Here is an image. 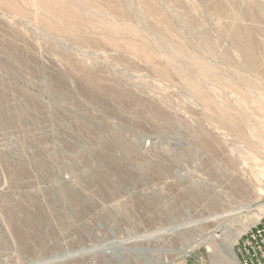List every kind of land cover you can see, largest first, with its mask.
<instances>
[{
  "label": "rangeland",
  "instance_id": "obj_1",
  "mask_svg": "<svg viewBox=\"0 0 264 264\" xmlns=\"http://www.w3.org/2000/svg\"><path fill=\"white\" fill-rule=\"evenodd\" d=\"M263 218L264 0H0V264H240Z\"/></svg>",
  "mask_w": 264,
  "mask_h": 264
},
{
  "label": "built area",
  "instance_id": "obj_2",
  "mask_svg": "<svg viewBox=\"0 0 264 264\" xmlns=\"http://www.w3.org/2000/svg\"><path fill=\"white\" fill-rule=\"evenodd\" d=\"M238 254L240 264H264V220L248 231Z\"/></svg>",
  "mask_w": 264,
  "mask_h": 264
},
{
  "label": "bare ground",
  "instance_id": "obj_3",
  "mask_svg": "<svg viewBox=\"0 0 264 264\" xmlns=\"http://www.w3.org/2000/svg\"><path fill=\"white\" fill-rule=\"evenodd\" d=\"M191 82H192V81H191ZM127 229H128V228H127ZM127 229H126V230H127ZM173 230H174V229H173ZM121 232H122V231H121ZM154 233H155V232H149V233H147L145 236H139V237H140V238L142 237V238H141L142 240H148L147 236L149 237L150 235H152V234H154ZM144 234H145V233H144ZM135 238L137 239V237H135ZM135 238H132V239H130V240H128V241H132V240L135 239ZM149 238H150V237H149ZM123 241H124V240H123ZM124 242H126V241H124ZM121 244H122V241H121ZM147 244H148V242H147ZM119 247H122V245H121V246L119 245ZM229 253H230V256L233 257V256H232V252H231V250H230ZM233 259H234V257H233Z\"/></svg>",
  "mask_w": 264,
  "mask_h": 264
}]
</instances>
